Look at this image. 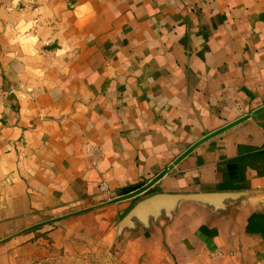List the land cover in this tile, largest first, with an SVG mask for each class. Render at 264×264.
Wrapping results in <instances>:
<instances>
[{
  "label": "crops",
  "instance_id": "0c3cea01",
  "mask_svg": "<svg viewBox=\"0 0 264 264\" xmlns=\"http://www.w3.org/2000/svg\"><path fill=\"white\" fill-rule=\"evenodd\" d=\"M263 108L264 0H0V264L83 230L261 261L264 111L169 169Z\"/></svg>",
  "mask_w": 264,
  "mask_h": 264
},
{
  "label": "rangeland",
  "instance_id": "374dc122",
  "mask_svg": "<svg viewBox=\"0 0 264 264\" xmlns=\"http://www.w3.org/2000/svg\"><path fill=\"white\" fill-rule=\"evenodd\" d=\"M79 231V236L62 237V240L50 241L44 255L32 258L26 264H150L144 253L135 248L132 241L123 235H95ZM118 231V230H117ZM163 264H166L165 261ZM169 264V263H168ZM173 264V263H171ZM264 264V259L255 263Z\"/></svg>",
  "mask_w": 264,
  "mask_h": 264
},
{
  "label": "water",
  "instance_id": "95a60500",
  "mask_svg": "<svg viewBox=\"0 0 264 264\" xmlns=\"http://www.w3.org/2000/svg\"><path fill=\"white\" fill-rule=\"evenodd\" d=\"M264 111V108L255 112L253 115H249L244 117L243 119H240L239 121L228 125L227 127L211 134L210 136L206 137L204 140H202L201 142L197 143L196 145H194L193 147H191L186 153H184L177 161H175V163L170 167L169 170H172L175 166H177L180 162H182L186 157H188L190 154H192L200 145L204 144L205 142H208L228 131H230L231 129L239 126L240 124L246 122L247 120H249L250 118L262 113ZM168 174V170L163 172L161 175H159L155 180H153L151 183H149L148 185H146L145 187L141 188L138 191H135L133 193H130L124 197H121L115 201H113V203H119L122 201H126V200H131V199H139L143 194H145L146 192H148L152 187H154L160 180H162L166 175Z\"/></svg>",
  "mask_w": 264,
  "mask_h": 264
}]
</instances>
